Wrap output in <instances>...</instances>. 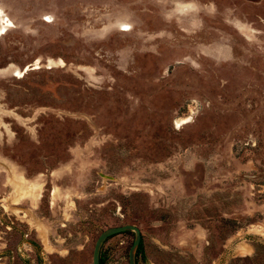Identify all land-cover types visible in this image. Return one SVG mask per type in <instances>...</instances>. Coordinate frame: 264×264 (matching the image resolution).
Instances as JSON below:
<instances>
[{
    "label": "rangeland",
    "instance_id": "rangeland-1",
    "mask_svg": "<svg viewBox=\"0 0 264 264\" xmlns=\"http://www.w3.org/2000/svg\"><path fill=\"white\" fill-rule=\"evenodd\" d=\"M126 224L138 264H264V0H0V264Z\"/></svg>",
    "mask_w": 264,
    "mask_h": 264
},
{
    "label": "water",
    "instance_id": "water-1",
    "mask_svg": "<svg viewBox=\"0 0 264 264\" xmlns=\"http://www.w3.org/2000/svg\"><path fill=\"white\" fill-rule=\"evenodd\" d=\"M127 232L134 233V241L129 251V264H137V253L143 237L141 229L138 226L131 224L108 228L99 235L94 247L93 264H101L102 248L108 239Z\"/></svg>",
    "mask_w": 264,
    "mask_h": 264
},
{
    "label": "crops",
    "instance_id": "crops-1",
    "mask_svg": "<svg viewBox=\"0 0 264 264\" xmlns=\"http://www.w3.org/2000/svg\"><path fill=\"white\" fill-rule=\"evenodd\" d=\"M249 1H253V2H259L260 3V0H249ZM195 243H197V239H196V241H195ZM231 243L232 242H228L227 243V245H226V249L228 248V250H233V249H235V252L237 253V257L238 256H240L239 255V251H240V248H242V246H248V247H250L251 248V255H249V256H244L245 258H247V257H251V256H253V254L255 253V249H254V246L252 245V244H249V243H246V244H242V243H240L239 245H236V246H234L233 247V245H231ZM230 248V249H229ZM240 257H242V256H240ZM217 264V263H216Z\"/></svg>",
    "mask_w": 264,
    "mask_h": 264
},
{
    "label": "trees",
    "instance_id": "trees-1",
    "mask_svg": "<svg viewBox=\"0 0 264 264\" xmlns=\"http://www.w3.org/2000/svg\"><path fill=\"white\" fill-rule=\"evenodd\" d=\"M141 254H143V239H142V243H141L140 248H139L138 253H137V264L139 262L138 259H139V256ZM101 264H105V259H103L102 257H101Z\"/></svg>",
    "mask_w": 264,
    "mask_h": 264
},
{
    "label": "clouds",
    "instance_id": "clouds-1",
    "mask_svg": "<svg viewBox=\"0 0 264 264\" xmlns=\"http://www.w3.org/2000/svg\"><path fill=\"white\" fill-rule=\"evenodd\" d=\"M183 7H185V8H190V7H192L191 5H185V6H183Z\"/></svg>",
    "mask_w": 264,
    "mask_h": 264
},
{
    "label": "bare ground",
    "instance_id": "bare-ground-1",
    "mask_svg": "<svg viewBox=\"0 0 264 264\" xmlns=\"http://www.w3.org/2000/svg\"><path fill=\"white\" fill-rule=\"evenodd\" d=\"M124 30H129V28H124ZM25 72H27V71H25ZM20 74V73H19ZM25 74V73H24Z\"/></svg>",
    "mask_w": 264,
    "mask_h": 264
},
{
    "label": "flooded vegetation",
    "instance_id": "flooded-vegetation-1",
    "mask_svg": "<svg viewBox=\"0 0 264 264\" xmlns=\"http://www.w3.org/2000/svg\"><path fill=\"white\" fill-rule=\"evenodd\" d=\"M101 257H102V254H101Z\"/></svg>",
    "mask_w": 264,
    "mask_h": 264
}]
</instances>
